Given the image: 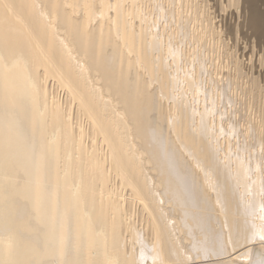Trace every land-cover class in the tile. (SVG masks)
<instances>
[{"label": "bare ground", "instance_id": "obj_1", "mask_svg": "<svg viewBox=\"0 0 264 264\" xmlns=\"http://www.w3.org/2000/svg\"><path fill=\"white\" fill-rule=\"evenodd\" d=\"M255 60L264 0H0V264H264Z\"/></svg>", "mask_w": 264, "mask_h": 264}, {"label": "rangeland", "instance_id": "obj_2", "mask_svg": "<svg viewBox=\"0 0 264 264\" xmlns=\"http://www.w3.org/2000/svg\"><path fill=\"white\" fill-rule=\"evenodd\" d=\"M230 11V10H229ZM218 19L216 18L215 19V21H217ZM244 50V49H243ZM243 50H241V46H240V52H239V54H241V52L243 53ZM244 52H246V49L244 50ZM253 60H254V58H253ZM256 62H255V71H257V72H259V75L262 77V76H264V67L263 66H261V67H263V68H261L260 66H259V64H258V62H257V60H255ZM245 63H246V61H245ZM258 65V67H256ZM263 78V77H262Z\"/></svg>", "mask_w": 264, "mask_h": 264}]
</instances>
